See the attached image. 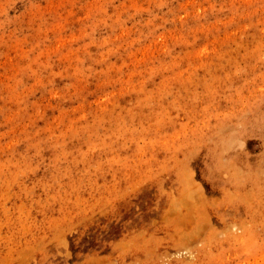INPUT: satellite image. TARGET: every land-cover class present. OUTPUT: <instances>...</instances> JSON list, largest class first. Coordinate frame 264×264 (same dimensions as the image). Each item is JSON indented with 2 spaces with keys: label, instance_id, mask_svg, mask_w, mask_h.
<instances>
[{
  "label": "rangeland",
  "instance_id": "rangeland-1",
  "mask_svg": "<svg viewBox=\"0 0 264 264\" xmlns=\"http://www.w3.org/2000/svg\"><path fill=\"white\" fill-rule=\"evenodd\" d=\"M0 264H264V0H0Z\"/></svg>",
  "mask_w": 264,
  "mask_h": 264
}]
</instances>
